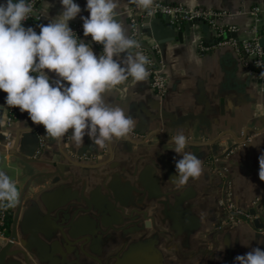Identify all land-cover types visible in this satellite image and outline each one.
Listing matches in <instances>:
<instances>
[{"label":"crops","instance_id":"obj_1","mask_svg":"<svg viewBox=\"0 0 264 264\" xmlns=\"http://www.w3.org/2000/svg\"><path fill=\"white\" fill-rule=\"evenodd\" d=\"M156 1L225 13L218 20L226 30L222 42L264 37V0ZM74 3L81 12L70 29L90 16L87 0ZM131 5L119 0L117 19L132 38ZM40 10L41 21L23 24L37 34L63 6L43 0ZM143 22L144 42L158 45L167 91L159 96L147 80H132L105 93L135 127L103 149L87 135L75 145L73 130L59 142L51 139L19 108L8 128L11 107L0 91V140L6 133L13 139L9 150L0 145V172L20 193L6 244L11 255L3 264H236L237 256L264 251V86L254 67L245 54L220 46L211 26L205 33V25L187 31V22L175 23L182 25L171 35L159 16L155 28L143 29ZM181 128L189 137L186 151L203 161L202 175L183 187L171 179L181 159L171 141ZM230 201L249 218L230 223ZM77 230L76 236L87 235L69 236Z\"/></svg>","mask_w":264,"mask_h":264},{"label":"clouds","instance_id":"obj_2","mask_svg":"<svg viewBox=\"0 0 264 264\" xmlns=\"http://www.w3.org/2000/svg\"><path fill=\"white\" fill-rule=\"evenodd\" d=\"M137 8L150 10L154 0H131ZM63 10L40 33L23 27L33 13L28 0H6L0 4V91L7 93L6 104L27 112L34 125H42L46 136L56 141L71 132L82 146L85 135L100 149L114 138L131 133L135 120L118 105L108 103L105 93L131 78H148V58L139 44L117 19L119 0H87L89 17L83 20V34L103 46L97 56L89 44L78 40L69 27L81 12L74 0H61ZM55 73L50 80L46 73ZM173 151L181 159L175 163L174 183L183 187L203 173V161L186 151L189 137L178 129L172 138ZM259 179L264 182V154L259 157ZM20 193L9 176L0 172V207L14 208ZM236 264H264V251L255 248L237 256Z\"/></svg>","mask_w":264,"mask_h":264},{"label":"built area","instance_id":"obj_3","mask_svg":"<svg viewBox=\"0 0 264 264\" xmlns=\"http://www.w3.org/2000/svg\"><path fill=\"white\" fill-rule=\"evenodd\" d=\"M43 0H28L33 6L32 15L22 24L35 23L42 20V12L40 10V4ZM256 12H260L261 9L256 8ZM225 13H213V12H203L197 9H188L183 5H167L161 1H156L153 4L152 9L142 10L136 7L132 3L130 9V21H131V35L132 39H135L139 44L138 51L146 53V57L149 60V64L146 65L149 75L146 79L150 83V87L153 92L159 96H164L167 91V79L165 78L164 63L159 56L158 45L152 42L145 43L143 32H142V22L146 18H151L154 16H169L173 23H184L191 22L194 20H203L210 24L212 28L217 31L219 36H223L226 30L220 27L218 20L223 17ZM71 30L75 33L78 40L89 41L96 49L95 54L97 56L101 55L103 52L102 45L96 44L91 40V37H85L83 34V24H76ZM261 37L257 35L252 39H244L242 41H224L221 42L220 46L230 45L237 52L243 53L249 59L246 63L247 66L254 67L253 75L259 81V83L264 86V50L259 44ZM206 49L200 46V51H205ZM132 81L131 78L125 82ZM124 82V83H125ZM16 118L15 108H10L9 116L6 119V126L10 128ZM4 143L6 150H9L13 145V139L11 133H6L2 140H0V145ZM226 208L229 212V222L239 223L243 218H249L248 213L238 209L235 204L230 201L227 203ZM12 208L4 209L0 207V252L4 249L7 242L10 239V228L8 226V220L11 215Z\"/></svg>","mask_w":264,"mask_h":264},{"label":"water","instance_id":"obj_4","mask_svg":"<svg viewBox=\"0 0 264 264\" xmlns=\"http://www.w3.org/2000/svg\"><path fill=\"white\" fill-rule=\"evenodd\" d=\"M157 19H158V16H154V17H151V18H146V19H144V22H143V29L146 28V27H148V24H149V23H152V26L155 28V25H156V23H157ZM159 19H161V20L165 23L166 27H167L168 30H169V34H171V35H172V34H175V29H176V27H178L179 25H182V24H175V23H173V22H170V17H169V16H159ZM198 24L205 25L203 29H205V33H209V31H210V25H208V24H206L205 22H203V20H194V21H191V22H187L186 25H185V29H186L187 31H190L191 28L194 27V25H198ZM179 36H180V35H179ZM224 38H225V36H221V37H219L218 42H222V41L224 40ZM259 44L262 46V48H264V37H262V38L259 40ZM39 146H40V139H39L38 147H39ZM38 147H37L35 153L38 151V149H39ZM68 219H69L68 216H64V220H65V221L68 220ZM78 227H80V228L82 229V226H78ZM78 227L75 228V230L78 229ZM14 231H15V229H14ZM79 233H80V232H78V230H77V232L75 231V232L73 233V236H71V234H69V236H70V237H74L75 239H77V238L80 237V236L87 235V234H86L87 232H84L85 234H81V235H79V236H76V235L79 234ZM74 235H75V236H74ZM14 236H15V233H14ZM11 243H12V241H11ZM11 243H9V244H11ZM10 247H11L10 245H7V246L4 247V249L0 252V264H3V263L5 262L6 257L11 255V253H10ZM12 264H17V263H12Z\"/></svg>","mask_w":264,"mask_h":264},{"label":"trees","instance_id":"obj_5","mask_svg":"<svg viewBox=\"0 0 264 264\" xmlns=\"http://www.w3.org/2000/svg\"><path fill=\"white\" fill-rule=\"evenodd\" d=\"M263 34H261V36H262ZM8 226H9V228H10V226H11V215H10V217H9V220H8Z\"/></svg>","mask_w":264,"mask_h":264},{"label":"flooded vegetation","instance_id":"obj_6","mask_svg":"<svg viewBox=\"0 0 264 264\" xmlns=\"http://www.w3.org/2000/svg\"><path fill=\"white\" fill-rule=\"evenodd\" d=\"M11 223H12V221H11ZM11 227V226H10ZM10 235H11V231H10Z\"/></svg>","mask_w":264,"mask_h":264}]
</instances>
